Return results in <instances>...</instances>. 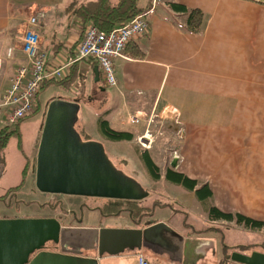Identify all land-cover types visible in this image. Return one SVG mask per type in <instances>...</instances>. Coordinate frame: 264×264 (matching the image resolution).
I'll return each mask as SVG.
<instances>
[{
    "label": "crops",
    "instance_id": "1",
    "mask_svg": "<svg viewBox=\"0 0 264 264\" xmlns=\"http://www.w3.org/2000/svg\"><path fill=\"white\" fill-rule=\"evenodd\" d=\"M73 1L81 4L89 0H67L54 11L40 0H0V94L9 87L15 68L25 64L17 39L28 28L26 20L32 12L44 15L39 25L30 29L39 35L40 49L47 60L50 57L63 66L68 63L65 61L72 54L70 49L81 38L80 24L72 8L67 9ZM173 2L203 12L202 31L190 34L171 24L167 5L161 12L157 6L150 9L144 17L145 35L131 42L123 58L113 60L117 83L108 87L113 96L120 98V106L112 121L119 129H130L135 125L127 124L129 116L145 115L138 123L144 125L139 129L141 133L130 131L138 138L149 131L148 119L156 109L159 114L165 107L175 109L176 122L164 115L159 122L162 126L170 120L183 133L173 151L179 156L172 158L177 166L174 170L206 183L212 206L221 212L264 222V0ZM8 48L14 49L9 59ZM92 64L87 60L77 69H85L88 74ZM80 82L77 80L69 90L75 92L74 100L82 97L79 90L73 89ZM103 98L106 94L101 95ZM83 101L79 102L80 112ZM103 107L102 103L100 112ZM193 165L195 172H191ZM182 226L190 232L169 227L184 238L211 240L214 252L208 250L204 257L184 263L182 258L178 261L148 251L155 258L148 259L150 263L218 264L223 253L216 237L197 236L191 232L193 227ZM95 227L116 229L107 224ZM138 252L142 250L104 255L98 264H127L130 259L137 264ZM84 256L95 257V253Z\"/></svg>",
    "mask_w": 264,
    "mask_h": 264
},
{
    "label": "water",
    "instance_id": "2",
    "mask_svg": "<svg viewBox=\"0 0 264 264\" xmlns=\"http://www.w3.org/2000/svg\"><path fill=\"white\" fill-rule=\"evenodd\" d=\"M92 73L99 82V67L94 66ZM79 113L77 100L57 98L48 103L35 157L36 190L103 200L147 199L149 192L113 165L102 143L81 139L75 128ZM47 243L57 251L44 250ZM143 249L186 263L204 257L208 250L214 252V243L184 238L163 222L143 229H110L61 225L55 218L0 220V264H98L104 255ZM91 252L95 257L84 256ZM230 260L264 264V253L232 252Z\"/></svg>",
    "mask_w": 264,
    "mask_h": 264
},
{
    "label": "rangeland",
    "instance_id": "3",
    "mask_svg": "<svg viewBox=\"0 0 264 264\" xmlns=\"http://www.w3.org/2000/svg\"><path fill=\"white\" fill-rule=\"evenodd\" d=\"M65 1L67 0H40V2L49 4L48 8L53 11L59 7L60 4H64ZM149 2L150 0H139V6L144 7ZM155 6H157L158 11L161 12L165 7V2L158 0V3L155 4L154 7ZM73 89H76L77 92L79 90V94H82L85 100V102L83 101L81 104L79 116L80 120L83 119L87 122L88 133L92 135L93 138H98L95 129V121L100 114L93 106L100 101H104V107L101 113L111 112V115L106 116V119L110 122V126L113 129L120 128L112 121V117H115V112L120 106V98H116L112 95L110 88L103 78L96 83L92 72H90L86 74L85 78L75 85ZM103 94H106V99H101V95ZM53 97L71 101L75 98V92L65 91L63 88L54 85L49 86L47 90L39 96L41 107H45L46 102ZM42 108L37 114L20 122L17 126L9 127V130H13L14 132L9 136L5 146L0 148V198L3 197V199L0 200V220L55 218L62 225L80 228H95V226L104 224L114 226L116 229L132 227L133 223L130 221L127 214H123L117 218H101L97 211H89L87 209L81 210V207H79L80 209L76 208L78 204H92V200L96 199L48 195L39 193L36 190L34 181L35 168H33V163H35L43 122ZM158 112L159 109H156L151 116L153 122L150 124L149 133L152 143L147 150H149L153 162L158 166L162 180L154 182L149 174H147L142 162L134 152L133 142L106 143V154L117 169L135 179L146 191L150 192V196L145 199V202L150 203L154 199H159L162 202L170 204L175 203L173 205L174 208H176V205L179 207V211L175 212L171 211L169 208L157 209L152 217H150V220L157 223L163 222L171 228L184 233L190 232V229H184L182 226L183 222L196 230L203 229L206 227L209 218L208 208L212 206L211 199H207V203H203L195 192L186 190L164 180V174L168 167L176 169L172 166L173 162L171 155L175 154V156L179 157L173 151L179 146L180 138L178 139L177 134L180 129L170 120H166L167 124L161 126L159 122H161L162 118ZM140 128L143 129L144 125L138 124L133 128H123L122 130L139 134L141 133L139 131ZM135 141L137 143V139ZM141 148L146 149L143 147ZM26 158L30 161V165L32 166L27 172L23 187L15 192V196H13L14 194L10 196L7 194V190L20 183L21 172L26 163ZM120 160H125L126 162L121 163ZM195 171V166L193 165L191 167V172ZM226 225L228 226H217L222 228L224 242L229 246L257 244L263 238V235L258 232L246 230L243 227L236 226L234 223ZM210 234L216 237L217 243L220 242L221 235L219 233ZM52 246V244H46L44 250L49 251L52 249ZM254 249L262 252L260 247H254ZM126 252L127 251H124V253ZM142 253L147 259H155L148 251L142 250ZM154 263L163 264V262ZM127 264L136 263L130 259Z\"/></svg>",
    "mask_w": 264,
    "mask_h": 264
},
{
    "label": "trees",
    "instance_id": "4",
    "mask_svg": "<svg viewBox=\"0 0 264 264\" xmlns=\"http://www.w3.org/2000/svg\"><path fill=\"white\" fill-rule=\"evenodd\" d=\"M162 1L165 2V6L167 5L169 12L171 13V16H169V21L171 24L179 28L181 27V30L190 34L196 35L202 31L203 22H204L203 12H201L198 9L189 10L183 5L173 2V0H162ZM155 3L156 2H154V0L153 1L150 0L147 6L140 7L138 6V0H117L116 3H113L110 0H89L81 4L76 1H73L71 2V4L68 6L67 9L72 8L71 9L72 14L80 24L79 31L81 34V38L78 41L79 43L82 40L86 32V29L89 26H92L99 31L108 33L117 26L125 25L137 15L145 14L146 16L149 10L154 7ZM182 17L184 18V20H182L183 22L180 20V18ZM131 42H129L126 45L123 51L125 52V54H127L131 49L132 47ZM78 43L76 44V46L78 45ZM76 46L74 45L70 49L72 54L68 56L67 58L68 61L66 59L65 63L69 62L70 60H75L77 56ZM139 57H142V53L139 54ZM87 60L93 61L92 65L98 66L97 61L93 58L85 59L83 61L73 62L70 65H68L67 63L65 65L66 67L63 66V64H60L58 62L56 63L54 60L53 61L47 60L46 62L47 72H51V70L64 67L62 77L60 78L51 77L43 82L42 86L40 87V90L36 95L33 112L27 118L31 117L34 114H37L41 110L42 107L40 105L39 96L40 94L45 92L49 86L54 85L61 87L66 91H69L72 85H74L77 80H83L86 76V71L85 69H77V68L80 63ZM54 99H56V97L51 98L46 103L45 107L42 108L43 118L48 103ZM75 100H77L78 102H82L83 99L82 97L81 99L80 97H78ZM102 103H104V101H101L98 105L95 106V110H97L100 113L95 121V129L98 138H93V136L88 133L87 125H86L87 122L84 121L83 119L80 120V116H79V120L75 128L76 131L79 133L81 139L83 141H91V140L98 141L103 144L104 148L106 143L114 144V143L133 142L134 152L142 162L147 174H149V176L154 182H158L162 180L160 170L158 166L151 159L149 150L142 149L135 141L137 139L136 136H134L130 131L122 130V129H113L110 126L108 120L106 119L108 112H104V113L100 112ZM27 118H25L24 120H26ZM13 132H14L13 130H9V127H0V148H3L5 146L6 141ZM25 160L26 163L21 172L20 183L17 186H14L7 190V194H9L10 196L11 194H14L13 196H15L16 194L15 192H17L23 187L24 182L26 180L27 172L32 166L30 165V161L27 158ZM120 162L125 163L126 161L120 160ZM33 168H35V163H33ZM164 180L174 185L180 186L186 190L195 192V194L201 199L203 203H207V199L211 197V191L209 190L208 185L206 183H202L198 180L190 179L185 174L174 170L172 167H168L166 169L164 174ZM149 196H150V192H149ZM2 199L3 197L0 198V200ZM92 201L93 203L88 205L78 204L76 208L81 207V210L87 209L89 211H97L101 218H117L122 216L123 214H127L130 221L133 223V226L139 229H143L154 223L152 220H150V217H152V215L155 213L157 209L169 208L173 212L179 211V207L177 205L176 208H174L173 205L175 203L170 204L167 202H162L159 199H154L150 203L145 202V200L136 202V201L96 199ZM208 211H209L208 212L209 218L206 223V227L199 230L193 229L191 232L197 236L210 234V233H219L221 235L220 247L222 248L223 256L219 260L218 264H234L230 260V255L232 252L258 251L254 249V247H260L262 249V253H264V222L256 221L240 214L224 213L218 210L214 206H209ZM231 223H234L236 226L243 227L246 230L256 231L259 234L263 235V238L257 244L229 246L224 242V235L222 234V228L218 227L217 225L227 227L228 225L226 224H231ZM183 225L187 226L185 222H183ZM51 250H53V246ZM147 262L148 264H151L148 259Z\"/></svg>",
    "mask_w": 264,
    "mask_h": 264
},
{
    "label": "built area",
    "instance_id": "5",
    "mask_svg": "<svg viewBox=\"0 0 264 264\" xmlns=\"http://www.w3.org/2000/svg\"><path fill=\"white\" fill-rule=\"evenodd\" d=\"M144 17L145 14L137 15L125 25L117 26L108 33L89 26L77 45L75 60H70L68 65L93 58L97 61L105 83L108 86H115L117 81L113 60L123 58L126 45L145 35L147 24ZM43 18L42 12H32L26 20L28 28L18 36V49L24 56L25 64L15 68L13 76L9 79V87L0 94V127L16 126L27 118L33 112L35 98L43 82L51 77H62L64 67L47 72V56L40 50V37L30 29V27L38 26ZM13 51V48L7 49V59L12 57ZM163 115L165 118L171 117L173 121H177L178 113L175 109L168 110L165 107L160 112L161 118ZM144 117L145 115H131L128 117L127 124L136 125ZM152 122L151 117L148 119L149 125ZM182 134V130H179L178 138H181ZM137 143L143 148H150L152 141L148 130L137 138ZM172 158L176 159L177 156L173 154ZM174 167L177 166L174 164ZM137 264H148L141 252L137 253Z\"/></svg>",
    "mask_w": 264,
    "mask_h": 264
},
{
    "label": "flooded vegetation",
    "instance_id": "6",
    "mask_svg": "<svg viewBox=\"0 0 264 264\" xmlns=\"http://www.w3.org/2000/svg\"><path fill=\"white\" fill-rule=\"evenodd\" d=\"M62 225V224H61ZM70 226V225H69ZM47 244H52V243H47ZM53 245V244H52ZM49 251H54L56 252L57 251V248L55 247V245H53V250H49ZM248 253H250L251 251H246Z\"/></svg>",
    "mask_w": 264,
    "mask_h": 264
}]
</instances>
